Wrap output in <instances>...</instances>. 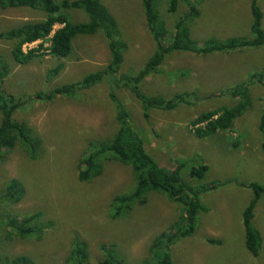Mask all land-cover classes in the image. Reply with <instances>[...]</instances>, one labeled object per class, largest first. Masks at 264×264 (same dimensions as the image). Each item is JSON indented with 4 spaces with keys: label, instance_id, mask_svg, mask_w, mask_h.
I'll return each instance as SVG.
<instances>
[{
    "label": "rangeland",
    "instance_id": "374dc122",
    "mask_svg": "<svg viewBox=\"0 0 264 264\" xmlns=\"http://www.w3.org/2000/svg\"><path fill=\"white\" fill-rule=\"evenodd\" d=\"M173 1L178 2L172 12L169 8ZM101 2L116 19L121 39L127 45L117 77L134 75L154 52L141 0ZM189 4L200 13L189 25L190 37L198 45L211 38L224 41L251 37L252 0H156L155 9L171 30ZM256 6L262 12L264 29V0H256ZM65 15L74 23L87 21L85 13L78 9H67ZM43 18L42 13L29 9H0V31ZM51 33L44 40L23 47L24 52L39 49L40 45V52L47 51ZM11 46L10 42H0V52L12 66L3 81V95L14 97L16 103L22 101L13 119L26 124L41 144L33 159L16 145L0 162V192L9 180H18L24 189L22 199L14 205L5 203L7 209L21 215L43 211L53 227L44 232L40 241L13 238L3 244L1 251L25 254L36 264H63L70 241L77 236L88 243L90 264L102 259L101 244L114 245L126 264L149 258L152 240L178 219L180 207L162 194L150 193L146 204L134 205L125 217L112 220L108 217L112 198L133 189L130 169L107 161L98 177L85 183L77 180V163L88 143L108 139L118 128L114 103L108 97L112 86L104 81L73 99L31 97L104 68L109 52L102 34L75 37L65 59L45 55L27 65L12 61ZM206 56L172 52L156 73L139 84L142 93L149 97L170 99L175 94L189 93V104L177 105L171 111L151 109L148 118H144L129 89L119 84L114 94L125 105L146 152L161 167L170 170L176 163L182 164V178L197 187L210 182L221 184L201 194L206 211L198 214L191 236L179 238L171 245L168 254L173 263L264 264V193H260L251 220L260 234L256 257L245 247L242 225V212L253 197L247 185L255 183L264 188V135L258 129L264 85L256 81L249 85L250 106L228 131L200 139L191 132L190 123L202 112L235 104L228 90L264 68V45ZM62 63L63 69L57 75L48 74ZM198 164L208 166L201 180L190 177L191 168ZM209 238L220 244L211 245ZM155 259L152 253L150 260Z\"/></svg>",
    "mask_w": 264,
    "mask_h": 264
},
{
    "label": "trees",
    "instance_id": "16d2710c",
    "mask_svg": "<svg viewBox=\"0 0 264 264\" xmlns=\"http://www.w3.org/2000/svg\"><path fill=\"white\" fill-rule=\"evenodd\" d=\"M185 1V0H184ZM178 1H173L169 11H175ZM147 30L154 43V52L134 75H118L119 67L123 61V53L127 45L121 39L117 21L103 5L101 0H63L56 3L54 0H0V9H29L40 12L44 18L36 22H23L0 31V42L12 44L10 54L12 61L18 65H27L37 57L48 55L62 60L72 51V41L77 36H93L101 33L109 52V61L100 70L87 74L79 81L63 84L52 88L48 92H38L31 96L37 100H52L55 97L75 98L81 91L88 90L104 81L111 87L108 97L114 103L118 128L108 139L89 142L77 163V180L85 183L101 175L103 164L107 161L118 162L127 166L132 175L133 189L130 192L115 195L109 208L108 217L112 220L125 217L132 211L134 205H144L148 194L159 193L172 203L180 207L178 219L166 230L160 232L152 240L149 247V258L137 264H174L168 254L171 245L179 238L189 237L196 230L199 213L206 211L201 200V194L206 190L215 189L221 184L210 182L204 186H195L182 178V164L173 169L161 167L145 150L143 141L132 128L129 114L125 105L114 94L115 87L123 85L139 102L142 115L148 118L149 110H174L177 105L189 104L187 100L191 94H175L170 99L149 97L142 93L141 84L150 74L156 73L164 64L165 58L172 52H189L195 55L206 56L213 53L228 52L249 48H258L264 45V29L262 28V12L256 6V0L251 4V37L228 38L224 41L211 38L198 45L190 37L189 25L199 16L198 9L189 4L188 10L179 18L171 30L165 27L164 21L155 9L156 0H141ZM78 9L85 13V23L72 22L65 11ZM161 19V20H160ZM58 26L57 29H54ZM53 31L47 51L40 52L42 48L23 51V45L44 40ZM63 69V63L51 69L48 74L55 76ZM12 66L7 58L0 52V162H4L6 155L19 145L30 159H33L41 144L40 138L23 122L13 119L20 102L14 97L3 95V81L11 73ZM264 79V68L251 74L248 79L228 90L229 96L235 99L230 107H220L215 110L202 112L190 123L191 132L197 138H206L214 133L225 132L233 127L234 121L240 117L250 106L248 98L249 85L255 81L261 85ZM31 99V98H30ZM264 102V97H263ZM259 131L264 135V107L260 117ZM208 166L198 164L190 170V177L201 180ZM246 186V185H245ZM247 187L253 191V197L242 212V225L245 235L246 249L256 257L260 249V234L252 227L251 220L254 208L264 188L255 183ZM24 189L18 180H9L0 192V264H36L25 254L9 255L1 251L6 241L18 238L19 240L34 239L40 241L44 232L52 229L53 222L45 217L43 211L30 214L11 213L6 204H17L23 196ZM163 197V196H162ZM208 243L219 245L220 241L209 238ZM103 254L97 264H126L124 258L111 244L99 246ZM162 251L159 255L158 253ZM156 255L151 261V254ZM88 243L77 236L70 241L69 251L63 264H90Z\"/></svg>",
    "mask_w": 264,
    "mask_h": 264
},
{
    "label": "built area",
    "instance_id": "2783aa9c",
    "mask_svg": "<svg viewBox=\"0 0 264 264\" xmlns=\"http://www.w3.org/2000/svg\"><path fill=\"white\" fill-rule=\"evenodd\" d=\"M51 34H53V32L51 33ZM33 43H36V42H33ZM33 43H30V44H33ZM30 44H25V45H23V47H25V46H27V45H30ZM23 49V48H22ZM24 51V50H23Z\"/></svg>",
    "mask_w": 264,
    "mask_h": 264
},
{
    "label": "crops",
    "instance_id": "0c3cea01",
    "mask_svg": "<svg viewBox=\"0 0 264 264\" xmlns=\"http://www.w3.org/2000/svg\"><path fill=\"white\" fill-rule=\"evenodd\" d=\"M213 54H215V53H213ZM213 54H209V56H210V55H213ZM196 56H199V57H201L200 55H196ZM203 57H207V56H203Z\"/></svg>",
    "mask_w": 264,
    "mask_h": 264
}]
</instances>
